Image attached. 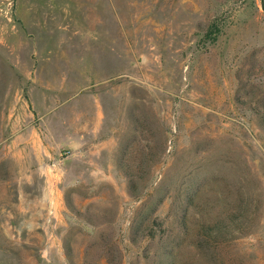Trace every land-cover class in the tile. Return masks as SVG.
<instances>
[{"label":"rangeland","instance_id":"rangeland-1","mask_svg":"<svg viewBox=\"0 0 264 264\" xmlns=\"http://www.w3.org/2000/svg\"><path fill=\"white\" fill-rule=\"evenodd\" d=\"M0 264H264L262 0H0Z\"/></svg>","mask_w":264,"mask_h":264},{"label":"trees","instance_id":"trees-1","mask_svg":"<svg viewBox=\"0 0 264 264\" xmlns=\"http://www.w3.org/2000/svg\"><path fill=\"white\" fill-rule=\"evenodd\" d=\"M262 4L264 8V0H262ZM221 32H222V25L218 23V21H214L209 27V30L207 32V37L211 42L216 41Z\"/></svg>","mask_w":264,"mask_h":264}]
</instances>
